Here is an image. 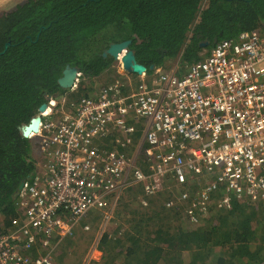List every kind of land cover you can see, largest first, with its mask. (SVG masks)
<instances>
[{"label":"trees","instance_id":"trees-1","mask_svg":"<svg viewBox=\"0 0 264 264\" xmlns=\"http://www.w3.org/2000/svg\"><path fill=\"white\" fill-rule=\"evenodd\" d=\"M263 29L264 0H25L0 11V233L17 217L19 184L35 172L24 128L43 104L55 115L58 98L66 95L69 106L88 97L92 80L116 65L103 56L109 45L129 41L146 76L170 62L181 75L217 43ZM203 42L209 45L201 48ZM67 66L80 74L73 89L58 85ZM140 135L135 130L116 149L130 156ZM134 169L148 175L143 157ZM156 178L110 194L108 203L117 197L112 225L121 223L102 235L101 261L91 264H264L263 202L217 206L215 196L204 215L194 206L196 185H182L176 201L168 192L172 178ZM151 183L158 188L148 192ZM102 213L89 214L95 222Z\"/></svg>","mask_w":264,"mask_h":264},{"label":"built area","instance_id":"built-area-1","mask_svg":"<svg viewBox=\"0 0 264 264\" xmlns=\"http://www.w3.org/2000/svg\"><path fill=\"white\" fill-rule=\"evenodd\" d=\"M178 71L138 75L129 94L120 84L103 87L55 115L47 107L30 135L44 164L17 193V217L0 233V264H54V246L87 213L106 212L111 193L152 177L196 185L194 206L203 213L215 196L219 206L264 203V32L221 41ZM136 124L141 135L129 157L115 145L126 147ZM138 153L148 175L130 171Z\"/></svg>","mask_w":264,"mask_h":264},{"label":"rangeland","instance_id":"rangeland-1","mask_svg":"<svg viewBox=\"0 0 264 264\" xmlns=\"http://www.w3.org/2000/svg\"><path fill=\"white\" fill-rule=\"evenodd\" d=\"M115 61H116V65L113 69L104 72L98 78H94L92 80V87H91L92 92L91 94H89L88 97H94L95 94L98 93V91L103 87H108L112 85L119 86V84L121 85L122 93L129 94L130 89L133 90V88L138 84V80L139 81L141 80L140 77H138L137 78L138 80H136L135 77L129 76L126 72H124L123 68H120L122 67L120 57L118 58V60ZM167 65H168V69H166V71L179 70L178 62L175 63L170 62L167 63ZM73 88H75V86ZM57 101L59 103V107H63V105L61 104L67 105L68 103V99L66 95L58 98ZM66 109L67 108L64 107V110ZM136 129H139L141 132L139 124H136ZM31 141H32L31 158L34 161L35 166L36 164L43 165L44 152L41 149L39 141L38 139H34V138H32ZM133 152L134 149L130 152V154L132 155ZM140 158H142V155L138 153L134 161L132 162V168L130 171H133L134 168L137 167V161ZM129 174H131V172ZM168 187H169L168 192L169 193L172 192L171 194L176 196L177 200L174 198L176 201H178V198H180L181 200L183 199L184 195L182 196V192H181L182 188H175L173 184H170ZM119 194H121V191L118 192V195ZM217 201H218L217 206H219V198H217ZM213 202H215V200H213ZM213 202H211L210 204H212ZM116 205H117V197L112 203H109V205H107L106 207L107 209H105L106 212L101 211V213L102 212L103 213L99 214V217L95 222H93L94 217L89 214L90 212L95 210H91L89 213H87L86 216L83 218L84 220H82L80 225L76 228L74 234L72 236H68L58 241V243L54 246L53 263L54 264H91V262L94 261L100 262L102 254L99 251V249H97V243L99 242V240L101 239L102 235L105 233L106 230H109L112 228V226L114 227L121 223V219H119L120 222L112 225L113 224L112 221L113 219H115V211L117 207ZM148 213L151 214V212ZM206 214L207 212L204 213V215ZM2 222L3 220L0 217V226L3 227ZM184 225H186V223H184ZM85 226H87L88 229H84ZM36 254L39 255L38 253Z\"/></svg>","mask_w":264,"mask_h":264},{"label":"water","instance_id":"water-1","mask_svg":"<svg viewBox=\"0 0 264 264\" xmlns=\"http://www.w3.org/2000/svg\"><path fill=\"white\" fill-rule=\"evenodd\" d=\"M129 44H130L129 41L111 44L105 50V52L103 53V56L105 57L106 55H109L114 60H118V58L120 57V61H121L124 72L128 74L134 73L136 75H141L145 73L146 69L144 66L136 62L133 53L128 50ZM208 45H209L208 42H203L200 44V47L205 48ZM149 69L152 70L153 67L151 66ZM78 76H79V73L77 72L75 68L67 66L63 70L61 78L58 79V85L62 89H72L75 85L76 80L78 79ZM46 108H47L46 104H43L38 108L35 117L30 121V123L28 124V127L24 128V131H23L24 137L28 138L30 137L31 134H36L38 132V128L40 126L39 123L41 121V118L39 115L45 112ZM22 186H23V182L19 184L16 195L18 191L22 188Z\"/></svg>","mask_w":264,"mask_h":264},{"label":"crops","instance_id":"crops-1","mask_svg":"<svg viewBox=\"0 0 264 264\" xmlns=\"http://www.w3.org/2000/svg\"><path fill=\"white\" fill-rule=\"evenodd\" d=\"M24 1L25 0H0V11L12 9L16 4H20ZM42 167L43 165H37V170L41 169Z\"/></svg>","mask_w":264,"mask_h":264},{"label":"clouds","instance_id":"clouds-1","mask_svg":"<svg viewBox=\"0 0 264 264\" xmlns=\"http://www.w3.org/2000/svg\"><path fill=\"white\" fill-rule=\"evenodd\" d=\"M79 76H80V74H79ZM77 82V81H76ZM75 82V83H76ZM48 107V106H47ZM47 109V108H46ZM30 139H32V138H34V137H29ZM34 139H37V138H34ZM39 141V140H38ZM40 144V143H39ZM130 157V156H129ZM45 158V157H44ZM43 164H44V162H43ZM37 165H39V164H36V166H35V164H34V166H35V171L37 170ZM42 166V165H41ZM39 170V169H38ZM34 174H35V172H34ZM24 183V182H23ZM17 196V195H16Z\"/></svg>","mask_w":264,"mask_h":264}]
</instances>
